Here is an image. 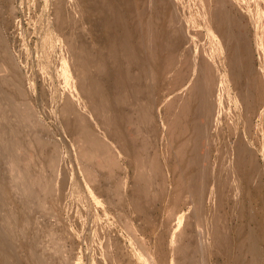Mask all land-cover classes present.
Here are the masks:
<instances>
[{
  "label": "rangeland",
  "instance_id": "rangeland-1",
  "mask_svg": "<svg viewBox=\"0 0 264 264\" xmlns=\"http://www.w3.org/2000/svg\"><path fill=\"white\" fill-rule=\"evenodd\" d=\"M72 1L0 0V65L5 63L10 77L19 79L24 95L16 93L17 99L27 103L38 120L34 129L24 127V146L18 154L23 156L21 164L39 176L42 183L50 182L52 188L38 187V199L30 204L13 189L16 167L6 154L0 153V181L7 194V204L0 209V230L9 243L12 264H188L193 257L199 264H237L238 257L246 255L248 261L251 258L247 250L240 248V241L253 230L262 237L264 254V0L225 3L235 23L233 31L248 39L252 51L255 71L251 86L257 99L247 101L241 95L245 80H235L230 72V42L221 38L218 24L205 12L207 3L215 6L214 0H172L168 17L177 12V24L172 22L171 26H182L188 41L183 43L182 51L176 48L159 53L165 63L160 62V57V63L148 62L145 52L139 54L141 65L133 73L143 78L140 86L136 83L143 91L134 95L136 99L116 88L118 73L125 63H133L121 49L111 46L117 40L116 34H123L122 24L118 27L112 22L109 28L102 25V0ZM109 3L121 15L128 8L125 26L129 30L137 23L135 14L144 9L142 0H133L132 8L123 0ZM175 34L170 32L169 39ZM137 39L135 34L134 42ZM5 44L8 58L2 53ZM74 46L85 49L89 66L81 69L69 64V52ZM175 50H179L178 54ZM202 56L216 77L213 89L218 104L214 118L219 121L208 123V142L204 137L197 143L200 146L196 145L202 164L188 165L181 161L179 153L191 131L181 137L170 134L168 122L173 111L168 103L186 97L197 72L190 69L188 75L194 74L181 84L176 85L175 78L184 62L194 63ZM97 82L105 96L85 93ZM9 88L5 87L7 91ZM70 99L75 103L74 113H85L98 137L88 146L105 142L111 163L102 155L90 157L85 152L83 136L74 126L75 115L65 118L64 106ZM199 122L204 124L207 119L200 116ZM235 143L248 147L254 156L258 170L251 174L254 176L250 181L243 173L236 176L228 169L229 148ZM134 151H140L144 160L138 162ZM191 156L192 153L185 159ZM144 174L151 181L149 198L136 208L133 203L140 192L135 185L141 183ZM185 174L201 178L211 175L206 192L199 193L204 201L202 220L194 214L198 195L193 198L179 183V177ZM217 174L223 175L226 182L219 191L215 189ZM252 180L257 187L251 185ZM233 184L240 188L235 195L230 189ZM235 197L245 210L235 207ZM6 213L11 214V220ZM15 225L18 227L13 228ZM184 242L194 247L181 257L175 248ZM2 257L0 253V264H6ZM260 264H264V255Z\"/></svg>",
  "mask_w": 264,
  "mask_h": 264
},
{
  "label": "bare ground",
  "instance_id": "bare-ground-1",
  "mask_svg": "<svg viewBox=\"0 0 264 264\" xmlns=\"http://www.w3.org/2000/svg\"><path fill=\"white\" fill-rule=\"evenodd\" d=\"M73 1L72 2L74 4H76L77 0H73ZM123 1L125 2L124 5L128 4V7L130 5V8H132V6L134 4V3H132L133 0H123ZM206 1L208 2V0H206ZM214 1L216 4L213 7H210L209 3L206 4L205 12L216 24H218V31H219L221 38L226 40V43H227V41H228V43L230 42V45H229V61H230L231 75L235 80L236 79H241V80L244 79L245 80L242 83V87H241L242 88V94L241 95H242V98L244 99V101L250 100L252 98L257 99V96H255L256 90L251 86V84L253 83L252 76H253V72L255 71V68L253 67V63H252V59H251L252 51H251L249 41L247 38H245L239 34H236L233 31V27L235 26V23H234V20L229 15V13L227 12V10L225 9L226 0H214ZM102 2L104 5L103 10L101 11L102 25L106 28H109L112 25V22H115L114 24H116V25L122 24L121 26L124 27V28L121 27V29H123V31H122L123 34H121V33L116 34L117 40H116V42L114 41L113 44L111 45L112 48L113 49L114 48L121 49L124 52V54H123L124 57L128 58L129 60H132V62L136 64V66H133L132 65L133 63L131 64V63H128L126 61L127 62V63H125L126 65L122 68L120 73H118L119 75L116 79L117 80L116 83L118 85L116 84L117 85L116 88L118 91H120V90L126 91L127 93H129L128 94L129 96H131V95L136 96L137 94L142 93L141 91H143V90H141V87H140V90H138V86L141 85V84H138L139 82H141L139 80H142L143 78H141L137 73H133L134 69L135 68L137 69L141 65L140 60H137L138 59L137 57L139 56V54H141L142 52L143 53L145 52L144 56L146 58V61L156 64L159 60V57H160L159 53H161V52L162 53L163 52L169 53L170 51L173 52V50L176 48L177 49L180 48L179 50L182 51V48H183L182 45H185L183 43L185 41H188V40L185 36V33H184L182 26H179V27L177 26L178 28H174V27L172 28V26H171L172 22H175L177 24V18L175 17L177 12L175 13V15L172 16V18L169 19V17H168V11L173 6L172 0H142V3L144 4V6H143L144 9L143 10L141 9L142 11H140V12L138 11V13L135 14V17L137 19V23L132 30L127 29L128 26L127 27L125 26L127 24V15L126 14L130 13V12H128V8H127L126 13H124L125 11L124 12L122 11L124 14L121 12L122 15L120 13H119L120 14L119 15L115 10H113L111 8L112 4L110 7V3L108 4L109 0H104V1L102 0ZM67 3H68V1H67ZM64 5H63V7H64ZM173 9H174V7H173ZM67 13H69V12H67ZM169 15H172L171 11H170ZM64 17L67 18L66 16H64ZM164 22H165V24H164ZM175 23H174V25H176ZM166 24H167V26H166ZM120 25H118V27H120ZM170 32L176 33L175 37L173 39H169V37H168ZM135 34L138 35V39H137V41L134 42L133 36ZM0 41H2L1 34H0ZM3 42H2V44H4ZM111 46H110V48H111ZM6 49L8 50L7 45L5 44V45H3L2 53H6L7 52ZM179 50H175V52L176 51L179 52ZM7 53L5 55H7ZM167 55H169V54H166V56ZM170 56H172V55H170ZM178 56H180V55H178ZM6 57L8 58V55ZM175 57H176V55H175ZM175 57H173V60ZM10 58L8 59V61L10 60ZM162 58L164 60V57H162ZM162 58L160 59V62H161ZM2 59H4V58H2ZM69 59L71 61V63H69L70 65H74V67L78 66V68H81V69L89 66L91 63L90 58L86 56V52H85V49L83 47H80V49H78L77 47L74 46L73 49L69 52ZM134 59L137 60L138 62L135 61ZM163 60H162V62H163ZM175 60H176V58H175ZM4 61H5V59L3 60V62ZM120 61H121V59H120ZM160 62H158V63H160ZM195 62L193 63V62H189V60H187V62H184L185 63L184 67L181 70L179 69V67H176L174 64V66L180 70V71H178V69H177L179 75L178 74L175 75V77L178 75L177 80L175 78L176 85L184 83V81L186 80L187 77L190 78L195 72H197V73L194 76L193 83L191 84V86L189 87V89L187 91L186 97L181 98V96H180L181 100L175 98L174 100H172V102L170 101V104L168 103V108L170 107V109L173 111V112L171 111L172 116L168 122V129H169L170 134L172 136L181 137V136L185 135L189 130L191 131V136H188L186 138L184 137L185 140H183V138L181 139L184 141V144L182 145V143H181L182 146L180 145L181 146L180 149L182 151L180 150L181 153H179V155L181 154L180 155L181 161L183 163H187L188 165H194V164L200 165V164H202L201 163V161H202L201 156L202 155L200 154L201 155L200 156L197 152H195L198 150V149L196 150V148L200 146L197 143H200L199 141L202 142L201 139L202 138L204 139V137L207 139V137H208V135H207L208 134L207 133L208 123H213V119H216V121H219L218 117L214 118V116H216L215 108L217 107V104H218V101L214 100L215 90L213 89V86L216 84L215 74L211 70V66L209 65V63L205 57L202 56L201 58L198 59V61L196 63ZM163 63H165V62H163ZM168 64H169V61H168ZM176 64L178 65V62ZM166 65H167V62H166ZM170 65H172L171 62H170ZM71 67H73V66H71ZM176 68H175V70H176ZM169 69L171 70V67ZM169 69H166V71ZM190 69L192 70L191 72H194V73L189 76L188 71ZM8 71L9 70H7L6 64L1 63V65H0V126H1L0 153L6 154L8 156V158L11 160V162L14 163V166L16 167L15 173L12 176V177H14L12 179H14L16 181H14L13 183L10 181L9 184L12 183L13 189L18 191L22 196L24 195L26 197L25 199H27V201L31 204L32 201L39 196L38 194L40 193V191L38 190V187H40L41 190H50L52 188H50V186H49L50 182H46V181H48L47 179H45L46 183H42L41 178L39 176L32 175L29 172V169L24 167L23 164H21V162L23 161L22 160L23 156H20L18 154V151L24 143L23 136H22V133L24 132V127L30 126L34 129V127L37 126V124H38V122H37L38 120L34 119L32 108L27 103L20 102L21 100L18 101L16 93H18V94L20 93L19 95L21 97L24 95V93H23L24 90L22 89L21 82L19 81V79L16 81L15 78L14 79L11 78L10 75L8 74L9 73ZM13 73L14 72H12L11 74L12 75L16 74V73H14V74ZM261 77H262V75H261ZM136 83L138 84V86ZM97 84H98V82L95 83V85L92 88H90L91 90L89 89V91L86 90L87 85L84 86L83 88H84V90H86L85 93L89 92L90 95L91 94H93V95L97 94V95L105 96V92H103L100 89L101 88L100 85H97ZM6 86H9L11 88V90H13V91L9 92L10 88H9V91H7L5 89ZM147 87L148 86H146V88ZM103 90H104V87H103ZM147 93L149 94L150 92L148 91ZM139 95H138V97H139ZM135 99H136V97H135ZM252 102L254 104V100H252ZM74 104H73L71 99L67 103H65L64 114L66 116L65 117L66 120H68L70 114L75 115L76 120H75L74 126L76 127L75 129H78L81 132V135L83 136L81 138L83 139L84 143L86 144L85 152L90 157H96V156L102 155L103 160H104V158H106L107 163H111L113 161V159H112V156L108 153L109 147L105 142L100 141V144H98L97 146H94V147L88 146L92 141H97L98 137H96L97 135H95V133L93 132L92 127H91L92 124H91L90 120H88L89 118H87L86 114L81 113V110H80V113L79 112L78 113L76 112V114L74 113L75 109H76ZM200 116L205 117L207 119V122L204 124L203 123L201 124L199 122ZM66 120H65V122H66ZM87 122L89 125L87 124ZM90 124H91V126H90ZM30 127H27V128H30ZM25 131H27V130H25ZM28 131L30 132L32 130L28 129ZM35 131H36V128H35ZM36 132H34V133H36ZM37 136L40 137L39 135H37ZM191 140H193L192 145L190 143ZM196 140H197V142H195ZM205 141L207 143L208 139ZM31 143H32V141H31ZM43 143H45V141ZM196 145H199V146L196 147ZM127 146L128 145H126V147ZM22 149H25V148H22ZM229 150H230L229 152H231V153H229L230 158H228V159H230L229 160L230 162L228 161V164H229L228 169H230V171L233 172L232 174H234V173L237 174L236 176H239V174L243 173L248 178V181H250L252 179V176H254L251 174L256 172L258 169H257L256 164H254V161H253L254 156L251 153H249L248 147H246L240 143H235L232 145V147L229 148ZM134 152H135L134 158L138 162H139V160H144L143 155L140 151H134ZM19 153H20V151H19ZM24 153H26V152H24ZM190 153H192L191 158L186 160L185 159L186 156ZM24 156H26V155H24ZM26 158H27V156H26ZM51 159H53V158H51ZM103 163H106V162H103ZM151 164H158V163L157 162L155 163L152 161ZM180 172H182V170ZM186 174L179 177L180 178L179 183L182 185V187L184 189L189 191L190 195L193 198H196L198 195L199 202L197 203L198 206L196 205L197 209H195L194 214L197 216V218H199V220L200 219L202 220V217L204 215L203 214L204 211L202 209V204H203L202 202H204V201H202L199 198V195L201 194V192H203V190H205V187H206L207 183L209 182L208 180L212 179V178H210L211 175H209V176L206 175L203 178H201L200 175H186ZM256 174L257 173H255V176H256ZM37 175H40V174H37ZM228 175H231V173H228ZM260 175H261V173H260ZM217 176L218 177L215 178L216 181L214 179V181L216 182L215 189H217L219 191V190H222L224 187L222 182L223 183H226V182H224L225 178L223 177V175L217 174ZM43 178H46V177H43ZM253 179H254V177H253ZM141 180H140L141 183H139V181H138L139 184L135 185L136 191L140 192V193L138 192L140 194L139 197L137 199H135V202L133 203V204H135L136 208H141V201L142 200L146 201V199L149 198L148 187L150 186L151 181H150V179H148V177L145 174ZM3 181H6V180L3 179ZM252 181H253V184H251V185H253L254 187H257L258 183L254 182V180H252ZM255 181H256V177H255ZM231 187L232 188H230V189H232L233 195H235L237 192H239L240 188L238 185L233 184ZM205 192H206V190H205ZM209 194H210V192H209ZM220 198H221V196H220ZM236 198L237 197H235V199ZM237 199L235 201V203H236L235 207H238V209L242 211V208H243V205L241 203L242 201L240 202L239 201L240 199L239 200H237ZM6 204H7L6 190L0 181V209L1 208L3 209V207ZM10 213H6V217L8 218V220H11V217H12ZM2 219H4V218L2 217ZM0 221H2V220H0ZM0 226H1V224H0ZM16 226L17 225H15L14 227L12 226V227L15 228ZM2 232L3 231L0 230V253H2V255H3L2 259H3L4 263L12 264V255H11V251H10V246H9L8 241L4 237L5 235L3 236ZM248 232L249 233L246 235V237H244V239L241 238L243 240L240 241L241 242L240 248L245 250V252L247 250L248 251L247 253L250 255L251 258L248 261L245 258L246 255L245 256L243 255L241 257L236 258V261L235 260L234 261L237 264H260V260L262 259L263 255H264L263 249L261 248V238L262 237H260L257 233H255V230H253L251 232L248 231ZM10 233H11V231H10ZM25 234H26V232H25ZM241 234H242V232H241ZM16 240L18 241V239H16ZM178 242L180 243V240ZM193 247L194 246L191 243H187V242L185 243L184 242L182 244H179V246L175 248L176 249L175 252H177L182 257V256H185L190 251H193ZM16 250H18V249L16 248ZM33 254L39 255L40 253L36 254L34 252ZM40 260H41V258H40ZM187 263L188 264H199L200 262L197 261L196 257L195 258L193 257V259Z\"/></svg>",
  "mask_w": 264,
  "mask_h": 264
}]
</instances>
